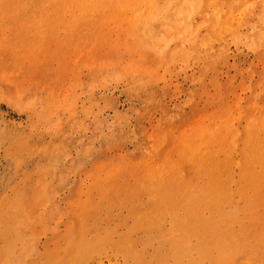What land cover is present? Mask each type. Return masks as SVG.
I'll return each instance as SVG.
<instances>
[{
  "label": "rangeland",
  "instance_id": "obj_1",
  "mask_svg": "<svg viewBox=\"0 0 264 264\" xmlns=\"http://www.w3.org/2000/svg\"><path fill=\"white\" fill-rule=\"evenodd\" d=\"M0 264H264V0H0Z\"/></svg>",
  "mask_w": 264,
  "mask_h": 264
}]
</instances>
